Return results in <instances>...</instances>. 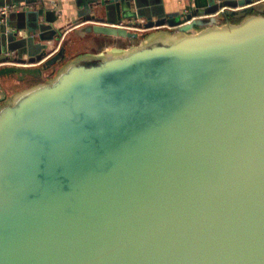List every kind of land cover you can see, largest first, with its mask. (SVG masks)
<instances>
[{"label": "water", "instance_id": "obj_1", "mask_svg": "<svg viewBox=\"0 0 264 264\" xmlns=\"http://www.w3.org/2000/svg\"><path fill=\"white\" fill-rule=\"evenodd\" d=\"M139 1L77 3L78 34L134 46L68 56L76 35L40 34L37 56L0 66L31 84L0 85V264H264V14L185 0L144 35L120 23ZM218 11L238 22L204 20Z\"/></svg>", "mask_w": 264, "mask_h": 264}, {"label": "crops", "instance_id": "obj_2", "mask_svg": "<svg viewBox=\"0 0 264 264\" xmlns=\"http://www.w3.org/2000/svg\"><path fill=\"white\" fill-rule=\"evenodd\" d=\"M1 1V0H0ZM6 1V3L10 2V0H2ZM14 1V0H13ZM17 1V0H15ZM18 4H12L11 6H7L0 9V12L5 10V16L9 15L6 19L2 17L0 13V23L6 24L9 26L10 32L15 34V37L11 39L9 42L6 39V36L0 37V60H2L3 65H11L16 60H24L28 61L31 57H35L40 53L38 35L42 34L43 36L51 37L54 32L56 34H60L61 37H67L69 35H76L78 39V43L72 44L67 47L66 54L68 56H73L76 54H98L102 51H107L111 48H126L129 46H134L139 43L137 40L132 39H124L119 37L105 36L100 34H78V31L86 26L85 20L88 18L89 14L84 15V10L77 5L79 0H28L21 1L18 0ZM38 4L43 2H50L55 5V16L50 15L51 22L50 24H46L44 18H38L35 20L33 16L29 17H21L24 13H34ZM236 2H242L246 4V7L254 8L253 14H264V0H251L252 3L249 4L250 0H235ZM249 4V5H248ZM189 5L185 0H140L137 8L132 4L129 8L124 9V18L121 19V24L127 22H133L138 20L143 24L155 23L158 22L159 19L166 20L167 17H170L173 21L176 20L177 14L181 13L185 6ZM238 5V4H237ZM136 12V15H131L129 12ZM224 10V9H222ZM218 11L215 15L204 18V20H210L211 17L218 19L220 25L225 24L227 22L237 23L238 20L234 18L222 17ZM22 14V15H21ZM3 15V16H4ZM11 16V17H10ZM104 17L103 14H101ZM118 18L117 12L111 11L109 14V19L112 22L117 21ZM149 20V21H147ZM40 25L42 28V33L38 30H35L34 33L27 30V27L33 28L36 25ZM95 24V23H94ZM97 25V23H96ZM104 26V25H102ZM19 29L18 31H14L12 29ZM200 28H195L194 31L200 30ZM167 30L166 27H162L159 29H151L144 33V35H153L154 33ZM33 39V41H32ZM26 41L27 45L20 46V42ZM48 44L49 48L46 50L48 53H52L57 47L59 48V41H52ZM11 49V50H10ZM58 51V50H57ZM0 85L3 86V89L8 93L11 91V87H14L12 91L19 85H16L14 80L11 79H3L0 80Z\"/></svg>", "mask_w": 264, "mask_h": 264}, {"label": "built area", "instance_id": "obj_3", "mask_svg": "<svg viewBox=\"0 0 264 264\" xmlns=\"http://www.w3.org/2000/svg\"><path fill=\"white\" fill-rule=\"evenodd\" d=\"M1 15H4L5 14V10H3L2 12H0ZM132 23L134 24H140V27H127L125 28L127 31L129 32H134V33H144L146 32L148 29H145L143 27V23L141 21L138 22V20L136 21H133ZM159 28H162V27H158V28H151V29H159ZM58 50V47L51 53V54H55V52Z\"/></svg>", "mask_w": 264, "mask_h": 264}, {"label": "rangeland", "instance_id": "obj_4", "mask_svg": "<svg viewBox=\"0 0 264 264\" xmlns=\"http://www.w3.org/2000/svg\"><path fill=\"white\" fill-rule=\"evenodd\" d=\"M28 86L29 85H26V84L19 85V86L16 87V90L14 89L13 91H12V89L14 87H11V89H10L11 91H9L8 94H12L13 92H17V91L23 90V89L27 88Z\"/></svg>", "mask_w": 264, "mask_h": 264}, {"label": "flooded vegetation", "instance_id": "obj_5", "mask_svg": "<svg viewBox=\"0 0 264 264\" xmlns=\"http://www.w3.org/2000/svg\"><path fill=\"white\" fill-rule=\"evenodd\" d=\"M15 82V81H14ZM15 84L16 85H23L24 83H17V82H15ZM26 85H28V84H26ZM29 85H31V84H29Z\"/></svg>", "mask_w": 264, "mask_h": 264}]
</instances>
